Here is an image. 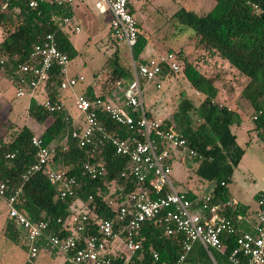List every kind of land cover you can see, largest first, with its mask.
I'll return each instance as SVG.
<instances>
[{"label":"trees","instance_id":"obj_1","mask_svg":"<svg viewBox=\"0 0 264 264\" xmlns=\"http://www.w3.org/2000/svg\"><path fill=\"white\" fill-rule=\"evenodd\" d=\"M30 1L0 0V74L9 79L16 88L22 89L28 86L30 75L22 73L19 66L31 62L30 56L34 47L40 44L47 34L53 35L58 49L65 53L69 60L77 54L68 36L61 29L62 19L70 16V9L40 0H36L37 7L33 8L29 6ZM213 3L208 12L201 14L182 7L170 16V20L189 28V38L194 40L202 51L201 54H205L207 60L218 57L226 64L234 79L240 81L242 87L239 100L245 102L251 110L252 130L257 139L264 143V0H213ZM5 4L6 8L1 10ZM131 13L133 14L132 8ZM136 26L137 35L132 55L137 64H144L147 59L143 58V52L149 40L137 19ZM114 43L116 44L115 41ZM168 51L176 55L182 65L180 74L199 92V97L196 105L181 93L176 108L169 116L161 119L162 123L165 128H173L188 141L190 148L202 155V159H195L194 173L198 182L203 187L213 183L212 203L224 204L229 198L227 186L231 183L234 170L245 152L231 129L237 121L236 112L217 102L220 98V74L205 75L196 66V61L187 57L182 59L183 49ZM118 54V50L115 51L107 63L112 68V81H122L125 86L133 76L130 68L119 64ZM163 69L164 73L158 79L161 82L171 80L176 75L166 66ZM60 81L59 69L53 67L45 85L49 100L57 101L54 93ZM85 95L93 97L91 93ZM28 112L29 116L38 122L52 118L51 124L37 137L50 148L52 162H62L61 170L78 180L76 195L60 199L59 187L50 184L43 172L34 173L28 179L22 180L27 168L36 161L35 148L30 141L32 133L26 127L13 131L9 138L0 136V181H7L8 195L21 187L16 206L31 221L47 222V233L57 236L70 235L71 230L62 228V222L72 214V208L79 204L80 208L90 211L82 236L95 235L98 221L117 218V207L111 206L109 200L119 206L130 193L140 189L139 183L132 176H121L128 167L127 158L116 154L114 148L107 142L100 141L98 136L92 145L79 148L76 140L70 136L75 125L69 118L65 120L60 112L48 113L34 101L31 102ZM146 115L154 118L149 110H146ZM98 120L111 135L120 138L129 135L126 127L113 122L104 113L98 114ZM11 154L13 157H8ZM85 163H101L106 172L92 180L83 172ZM147 185L148 181L143 187ZM184 194L191 201L197 200L196 195L192 193ZM149 196L157 197L155 194ZM245 210V206L236 205L233 209L222 208L221 214L230 220L236 229L237 215L244 214ZM59 219L61 222H58ZM17 231L7 218L4 236L19 243ZM236 231L235 234L222 235V249H209L211 256L195 242L181 264H235L230 261L229 256L236 246V237L239 234L237 229ZM183 240L184 236L180 233L167 236L161 223L146 221L140 230L141 259L148 260L150 252L156 251L161 264H174L182 252ZM37 245L49 248L44 239H40ZM22 247L25 250L28 248L25 243ZM140 261L133 256L128 264H139ZM65 264L72 263L66 261ZM112 264H124V260L113 257ZM237 264L248 263L245 259H240Z\"/></svg>","mask_w":264,"mask_h":264},{"label":"built area","instance_id":"obj_2","mask_svg":"<svg viewBox=\"0 0 264 264\" xmlns=\"http://www.w3.org/2000/svg\"><path fill=\"white\" fill-rule=\"evenodd\" d=\"M40 1L53 2L58 7L69 9L74 3V0ZM134 1L143 0H101L111 14L110 30L113 40L116 43H124L129 53L133 78L125 86L122 81L114 83L124 97L121 101L115 100L116 91L113 87L109 95H96L92 98L85 94L76 95L74 110L81 123L79 126L75 125L70 136L76 140L79 148L92 145L96 136L100 141L110 144L116 154L128 160V167L121 176H132L139 183L140 189L130 193L119 206L109 200L111 206L117 207V218L98 221L95 235L82 236L90 211L74 207L72 214L62 222V228L71 230V234L57 236L47 233V222H33L18 209L16 205L21 187L8 195L7 181H0V198L6 203L7 218L17 228L28 247V264H35L39 251L37 242L40 239L46 240L50 248L64 255L66 261L72 264H112L113 257L123 258L124 264H128L133 256L141 260L139 264H161L156 251L150 252L148 260L141 259L140 230L142 224L149 220L164 225L167 236L176 233L184 236L182 252L174 264L183 262L195 242L200 243L210 255L209 249H222V235L237 232L232 222L221 214L222 208L230 206L231 203H212L213 184L196 201L189 200L171 184V152H183L199 160L203 157L190 148L188 141L173 128H165L161 119L149 118L146 115L141 80L159 79L164 73V66L178 75L182 72V67L176 55L169 51L148 58L144 64L135 62L132 47L136 42L137 26L131 13ZM101 2L96 5L100 6ZM37 4L36 0L29 2V6L33 8L37 7ZM70 23L71 17H64L61 27ZM74 31L78 32L79 28L75 27ZM30 59L31 62L20 65L19 70L30 75L28 86L31 90L45 87L53 67H57L61 75L58 86L60 90L72 88L84 80L82 76L66 78L69 58L58 49L52 34H47L44 40L34 47ZM160 87V83H157L156 88ZM194 91L199 95L198 91ZM16 95L23 96V89L18 88ZM41 106L48 113H62L65 110L60 101H51L48 98ZM99 113H104L113 122L126 127L129 135L120 138L107 133L99 123ZM30 141L35 148L36 161L27 168L22 180L28 179L34 173L43 172L50 184L59 187L60 199L75 197L78 180L67 175L64 170L52 169V152L39 137L32 135ZM8 157L12 158L13 154ZM82 168L84 174L92 180L106 172L101 163H85ZM146 181L148 185L143 187ZM150 194L157 197L150 198ZM256 204L257 223L253 231L238 234L236 246L229 256L230 261L235 264L240 259H245L248 264H264V192L258 194ZM237 219H240L239 215ZM117 245L122 246L120 251H117Z\"/></svg>","mask_w":264,"mask_h":264},{"label":"rangeland","instance_id":"obj_3","mask_svg":"<svg viewBox=\"0 0 264 264\" xmlns=\"http://www.w3.org/2000/svg\"><path fill=\"white\" fill-rule=\"evenodd\" d=\"M213 0H143L135 3L136 13L139 15L137 21L143 26L147 38L149 40L143 55L148 56L151 52L150 47L156 52H165L169 50L179 51L183 49L182 59L184 57L196 61V66L207 76H214L220 74L218 86L220 91V98L218 103L226 105L233 110L237 109V122L231 127L232 131L237 137V141L242 148L246 149L245 158L235 168L234 179L228 184V190H235L238 201L245 205L248 211H253L255 208L254 196L258 192H264V143L259 141L253 132V123L251 120V110L248 109L247 104L239 100V92L241 90V83L234 79L231 72L218 57H212L207 60L205 54L196 46L194 40L190 39L191 30L184 28L177 23L170 20V16L179 10L185 8L186 10H193L197 13H206L213 6ZM139 8V9H138ZM175 33V35H174ZM70 35H76L70 32ZM2 30L0 28V41ZM93 40L89 43L87 40L81 46L80 54H76L71 60L68 69L72 71L80 70L83 81L78 82L73 88L60 90L64 99H67L68 105L73 104L71 96V89L80 91L83 88V83L89 85L93 84L95 79H107L101 71V66L105 64L100 56L96 58L95 47ZM112 48L119 49V62L124 66L130 68L129 53L124 43H116ZM155 54V53H154ZM86 62L92 64L84 68L79 66ZM183 64V61H181ZM182 66V65H181ZM79 76V75H78ZM112 74L108 78L109 83L116 91L115 100L121 101L124 94L119 92L115 87L112 79ZM160 83L161 87L156 88V84ZM143 90V104L146 110H149L156 119H163L169 116L176 108L178 101L181 99V93L187 96L193 103L198 104L194 89L186 82L182 74L175 75L171 80L161 82L158 78L152 80H141ZM124 89V87H123ZM24 99V98H23ZM21 98L15 97L14 89L5 77L0 78V136L9 138L12 132L22 126V119L25 115V110L17 108L16 105L21 103ZM25 100V99H24ZM177 161L173 163V171L170 174V181L174 189L182 191H194L198 185V178L194 173L196 166L195 158L188 156L181 152L177 153ZM62 162L58 161L54 165L51 164L52 169L59 170L62 167ZM80 208L79 204L75 207ZM85 211L86 209L80 208ZM7 211L4 209L1 212L2 222L5 221ZM5 238L0 233V257L3 252L4 256L10 258L11 264H24L26 251L19 243L6 242ZM26 244V243H25ZM7 245H9L7 249ZM117 251L122 249V246H116ZM120 251V250H119ZM45 255L40 251L39 258ZM42 264H62L63 258L57 254L53 258L46 257ZM44 258V259H45ZM37 259V258H36ZM35 259V264H36ZM3 264V261L2 263Z\"/></svg>","mask_w":264,"mask_h":264},{"label":"crops","instance_id":"obj_4","mask_svg":"<svg viewBox=\"0 0 264 264\" xmlns=\"http://www.w3.org/2000/svg\"><path fill=\"white\" fill-rule=\"evenodd\" d=\"M99 2H101V0H74V3L70 9L71 23L68 25H63L61 27L62 31L68 36V39L70 40V42H71L72 46L74 47V49L76 50L77 54H80L81 46L83 45V43H85L86 40L88 43L93 40L94 47L96 48L95 52H96V55H98V56H96V58L100 56L103 60L105 59V64L103 66H101V71L103 72L102 74L107 77V79H105V80L95 79L93 81L92 85H89L87 83H85V84L83 83V88L80 91H75L74 89H71V96L73 98V104L72 105H68V103L66 102L67 99L66 100L64 99L65 97L62 96L60 89L58 88V86H56V90L54 93L55 98L57 101H60L64 105V108H65L64 112H62V116L64 118H69L71 120L72 124L76 125V126L80 125L81 120L76 118V113L74 110V97L78 94H89V93H91L93 96L111 94L110 89L112 87V83L111 84L109 83L108 78L112 74V68L107 63V60L111 59V57L113 56L115 51L118 50V53H119L118 48H116L115 50L112 48V46L116 45V44L114 43V41L112 39L111 30H110V19H111L110 11H109L107 5L103 2H101L100 6H97L96 4ZM137 2H140V1H134L133 2L132 10H133L134 17L139 19V15L136 13V6H135V3H137ZM142 25H141V29L145 33ZM75 27L79 28L78 32L74 31ZM71 31L74 32L76 35L71 36L70 35ZM150 51L151 52L148 54V56L143 55L144 59H148L150 57H155L159 53H162V52H156L152 48V46L150 47ZM119 60H120V55H119ZM119 64L121 66H124L120 62H119ZM79 66H82L83 70H84V68H86L87 66L91 67L92 64H87L86 62H83L82 64H79ZM68 67H69V64L67 66L66 78L71 79V78H77V77L81 76V74H78L81 72L80 70L77 69V71H74V72L72 71V73H70L71 70L68 69ZM1 77H4V76L0 74V78ZM7 80L9 81L10 85L14 89L15 97L25 99V100L24 99L21 100V103L19 105H16L17 108L25 110V115L23 116L21 127L28 128L30 130V132L32 133V135H35V136L40 135L51 124L52 118L49 117V118L45 119L43 122H38L34 118L29 116L28 111H29V107H30V104L32 101H34L37 105L41 106V103H43L47 99V93H48L47 88L41 87V88L36 89V90H31L29 88V86H27V87L23 88L24 95L23 96H17L16 93H17L18 88H16L9 79H7ZM228 108L230 109V107H228ZM233 111H235L237 113L236 107L233 108ZM14 131H16V129ZM4 139H5V137H4ZM243 149L245 152H244V155H243L241 161L246 156V149L245 148H243ZM171 155H172V159H173V161H172V171H173V163H174V161H177L176 159H177L178 155H177V152H171ZM51 164L54 165L53 162ZM234 175H235V170H234L232 180L234 179ZM212 184L213 183H208L207 185H205L203 187L202 184L198 183V185H196L194 191H191V190L182 191V193H192V194L196 195L197 199H199L203 195V193H205L208 190L209 186H211ZM227 188H228V186H227ZM259 193L260 192L256 193L254 196L255 208L251 212V211H248V209L245 205L241 204L238 201V199H240V198L238 197L235 190H233V189H231V191L228 190V196H229L228 201L231 203L230 206H228V208L233 209L236 205H240V206H245L247 209V210H245L244 214H238L240 216V219H237V228L236 229L239 231V233H241V232H252L253 231V229L257 223L256 198H257ZM3 209L5 211H7V206H6L4 199L0 198V233L5 238L4 240H6V242L7 241L10 242L11 240L8 239L6 236H4L5 225L7 222V214L5 216V221L3 223L2 218H1V212ZM11 242L14 244L16 243L13 241H11ZM23 243H25L24 239L19 233V244L22 245ZM8 246L9 245H7V249L10 248ZM25 251H26V257H25L24 264H28L27 250H25ZM40 251L41 252L43 251L45 253V255H43L42 257L39 258ZM4 253L5 252H3L2 256L0 257V264L2 263V261H3V264H11L10 258L9 257L7 258V256H4L5 255ZM57 254H60V253H57L54 249H52L50 247L49 248L39 247V251H38V254L36 257L37 258L36 264H42L43 261H41V260H46L45 256L46 257L49 256V257L53 258V260H54V257ZM60 255L63 258L62 264H65L66 257L62 254H60Z\"/></svg>","mask_w":264,"mask_h":264},{"label":"water","instance_id":"obj_5","mask_svg":"<svg viewBox=\"0 0 264 264\" xmlns=\"http://www.w3.org/2000/svg\"><path fill=\"white\" fill-rule=\"evenodd\" d=\"M6 8V4L1 8V10L5 9Z\"/></svg>","mask_w":264,"mask_h":264}]
</instances>
